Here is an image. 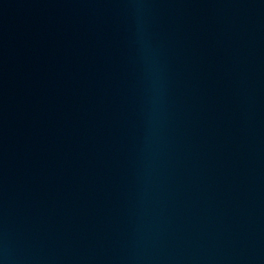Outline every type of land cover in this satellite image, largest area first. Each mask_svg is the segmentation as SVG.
I'll return each mask as SVG.
<instances>
[{"label": "water", "instance_id": "1", "mask_svg": "<svg viewBox=\"0 0 264 264\" xmlns=\"http://www.w3.org/2000/svg\"><path fill=\"white\" fill-rule=\"evenodd\" d=\"M0 264H264V0H0Z\"/></svg>", "mask_w": 264, "mask_h": 264}]
</instances>
